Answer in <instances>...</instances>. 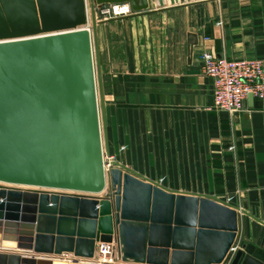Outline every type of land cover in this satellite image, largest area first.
<instances>
[{"label": "water", "instance_id": "water-1", "mask_svg": "<svg viewBox=\"0 0 264 264\" xmlns=\"http://www.w3.org/2000/svg\"><path fill=\"white\" fill-rule=\"evenodd\" d=\"M121 1L152 7L89 0L96 34V5ZM86 22V0H0V264H101L112 241L125 263L264 264L239 245L245 210L105 160Z\"/></svg>", "mask_w": 264, "mask_h": 264}, {"label": "crops", "instance_id": "crops-1", "mask_svg": "<svg viewBox=\"0 0 264 264\" xmlns=\"http://www.w3.org/2000/svg\"><path fill=\"white\" fill-rule=\"evenodd\" d=\"M151 3L107 19L96 34L102 61L109 29L122 34L121 21L128 41L134 33L144 47L138 55L128 44L127 61L116 63L119 79L101 106L110 159L150 180L162 178L173 190L229 195L231 204L247 212L241 231L246 230V242L264 248V104L257 97L251 104L247 97L235 117L214 108L213 79L199 61L203 48L232 59L264 60V0L175 6L164 0V9L157 0ZM249 245L245 252L264 260Z\"/></svg>", "mask_w": 264, "mask_h": 264}, {"label": "built area", "instance_id": "built-area-1", "mask_svg": "<svg viewBox=\"0 0 264 264\" xmlns=\"http://www.w3.org/2000/svg\"><path fill=\"white\" fill-rule=\"evenodd\" d=\"M103 19L125 17L134 12L131 2H111L99 7ZM202 71L213 79V107L235 117L244 109L250 93L264 104V60L261 58H228L203 48L199 54ZM234 146H230L232 149ZM105 160H107L105 155ZM162 181V178L158 183ZM221 201L231 204L229 195ZM97 257L101 264H126L117 257V243L98 242ZM133 264V263H129Z\"/></svg>", "mask_w": 264, "mask_h": 264}, {"label": "rangeland", "instance_id": "rangeland-1", "mask_svg": "<svg viewBox=\"0 0 264 264\" xmlns=\"http://www.w3.org/2000/svg\"><path fill=\"white\" fill-rule=\"evenodd\" d=\"M108 3H111V2H106V3H102L100 5H96L95 14H96V19L99 21V22H97V34L101 31L100 30L101 27L104 28V25H105L104 23H106V21H107V19H103L104 16L101 15L99 7L102 6V5L108 4ZM87 4H88L89 10H90V15H91V8H90L89 0H87ZM89 17L90 18L88 20L87 25H89V27H90V29H91V31L93 33L94 58H95V66H96V75H97V79H98V95H99V101H100V106H101V99H103V101H106V96L107 97L111 96L114 84L117 82V79H119L120 72L117 70L116 63H123V61H125V62L127 61L128 44L130 45L133 53L137 52L138 55H142L141 53H142V50H143L144 47H143V44H142L143 42L142 41H140L139 39H137V40L133 39L134 33H130L131 39H130V41H128V39L125 37V34H124V32L126 31V29H125L126 24H125V22L121 21V22H119V30L123 31L122 34H120V33L117 34L116 33V35H115V34L112 33L111 28L109 29V36H108V39L105 42L106 43V47L108 49H107L105 60H103L104 61L103 62L102 61V56H101V49H100L99 45L96 42L99 39L98 37L96 38V26L94 25V20H93L92 15L89 16ZM98 26L100 28H98ZM137 28L139 29V31H143L144 30L142 25H141V27L137 26ZM124 29H125V31H124ZM97 45H98V48H97ZM113 46H114V49H113ZM132 56H133V54L130 56V58ZM139 57L143 58L142 56H139ZM105 150L107 152V156L110 157L106 147H105ZM107 193H108V189L105 190L103 195H105ZM244 228L246 229V225H245ZM246 234H247L246 230L244 231V233L242 232L241 240H240L239 245L242 247L244 244H246V245L251 244V245H249V250L251 248L253 249V247H254L256 254L258 256H262L264 258L263 245H261L260 243H247L246 242V238H247ZM62 257H64V259H66V260H68V258H69V257H66V256H62Z\"/></svg>", "mask_w": 264, "mask_h": 264}, {"label": "bare ground", "instance_id": "bare-ground-1", "mask_svg": "<svg viewBox=\"0 0 264 264\" xmlns=\"http://www.w3.org/2000/svg\"><path fill=\"white\" fill-rule=\"evenodd\" d=\"M86 3H87V0H86ZM89 16H91L90 15V10H89V7H88V4H87V22L84 24V25H82V26H86V27H89V25H87V23H88V20H89ZM89 29H90V27H89ZM91 30V29H90ZM91 33H92V31H91ZM92 40H93V33H92ZM93 52H94V44H93ZM99 78V77H98ZM96 79H97V75H96ZM97 88H98V79H97ZM100 102V101H99ZM104 131H103V129H102V135H103V145H104V151H105V155H106V158H107V160L108 161H111L112 159H110V157L109 156H107V152H106V150H105V143H104V141H105V138H104ZM21 188H25V189H28V188H30V187H28V186H20ZM105 192V191H104ZM104 192H102V194L104 193ZM24 252V251H23ZM96 256H97V253H96ZM69 258H70V256H69ZM89 260V259H88ZM127 264H129V263H127Z\"/></svg>", "mask_w": 264, "mask_h": 264}]
</instances>
